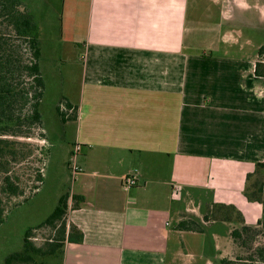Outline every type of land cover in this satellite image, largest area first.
Instances as JSON below:
<instances>
[{
  "label": "crops",
  "instance_id": "0c3cea01",
  "mask_svg": "<svg viewBox=\"0 0 264 264\" xmlns=\"http://www.w3.org/2000/svg\"><path fill=\"white\" fill-rule=\"evenodd\" d=\"M20 2L40 32L50 22L61 29L71 9L84 12L82 79L69 124L78 170L66 210V230L75 225L83 240L61 241L53 264L228 259L231 220L204 216L222 204L247 214L244 224L260 218L252 219L261 204L244 188L264 162V78L254 74L251 51L262 45L254 39L264 33L262 0ZM126 175L136 185L123 187ZM72 194L83 197L78 206ZM182 220L194 230L178 229ZM216 223L231 239L221 255Z\"/></svg>",
  "mask_w": 264,
  "mask_h": 264
},
{
  "label": "rangeland",
  "instance_id": "374dc122",
  "mask_svg": "<svg viewBox=\"0 0 264 264\" xmlns=\"http://www.w3.org/2000/svg\"><path fill=\"white\" fill-rule=\"evenodd\" d=\"M49 1L54 6H64V0ZM262 3L264 4V0ZM54 20L51 18V21ZM50 25L40 32L45 38L41 39L42 72L45 79V90L39 106L41 124L20 127L17 129L19 135H0V148H3L2 155H5L0 159V178L7 174L18 187L17 193L1 195L4 201L3 221L0 224V264L7 253L22 249L23 231L26 228H31V240L39 253L38 258L42 256L47 264H53L51 257L59 256L62 246L58 227L40 224L57 204L58 195L67 192L72 186L71 156L74 155L76 145L69 143L73 135V126L70 127L69 124L74 118L75 99L82 79L80 37L84 29L83 7L75 15L72 9L69 13L65 12L61 29L58 24L50 22ZM258 38L264 44V33L254 39ZM251 51L256 53L257 48H252ZM63 97L71 107L66 106ZM78 151L79 149L76 152ZM78 156V159L82 158L81 155ZM263 178L264 168H254L245 185L250 195L257 191ZM1 181L0 179V184ZM216 212L219 214L215 215ZM216 212L206 211L204 220L209 223L216 219H230L231 228L240 227L241 216L236 211L218 208ZM250 213L252 219L255 216L261 217V211L256 207ZM242 217L249 219L247 214ZM216 226L221 229V255L224 248L231 246V239L226 234L225 224L216 223ZM263 244L262 235L255 237L247 248L235 244L228 259L232 261L231 264H264L254 252L257 246ZM205 249L211 250L208 246Z\"/></svg>",
  "mask_w": 264,
  "mask_h": 264
},
{
  "label": "trees",
  "instance_id": "16d2710c",
  "mask_svg": "<svg viewBox=\"0 0 264 264\" xmlns=\"http://www.w3.org/2000/svg\"><path fill=\"white\" fill-rule=\"evenodd\" d=\"M20 5V0H0V135H19L17 129L20 127L41 124L39 106L45 90L42 72V40L34 18L30 13L22 10ZM254 74L264 78V44L257 49ZM63 100L68 108L71 107L66 98L63 97ZM56 111L60 116L62 115L58 107ZM2 152L3 148H0V159L5 156ZM9 154H11L10 150ZM0 167H2L1 160ZM257 167L264 168V162L256 163L254 168ZM250 175L251 173L247 174L246 181L249 180ZM0 179L2 180L0 184L1 224L4 201L1 195L17 193L18 187L11 182L7 174ZM256 190L250 195L246 186L244 188V195L248 200L261 204V217L254 225L244 224L243 217L232 206L222 204L218 206L230 212L236 211L241 216L240 227L232 228L230 237L234 245L243 248L249 247L255 237L259 235L264 237V178ZM68 198L69 192L62 193L57 199V204L40 226L58 227L60 241L67 239L70 242L80 243L83 240V234L75 225L69 224L66 230ZM71 198L73 207L78 206L77 199H83L82 196L75 194H72ZM226 220L230 221V219ZM193 226L194 223L189 220H182L177 224V228L182 230H194L191 228ZM31 237V228H26L23 231L22 249L7 253L2 259V264H46L42 256L38 258L39 253ZM254 252L264 263V244L257 246ZM221 263L231 264L232 261L222 258Z\"/></svg>",
  "mask_w": 264,
  "mask_h": 264
},
{
  "label": "built area",
  "instance_id": "2783aa9c",
  "mask_svg": "<svg viewBox=\"0 0 264 264\" xmlns=\"http://www.w3.org/2000/svg\"><path fill=\"white\" fill-rule=\"evenodd\" d=\"M77 149H79L78 146H76V150H75L74 154L77 153L76 152ZM72 170H73V172H77L78 167L73 165ZM134 185H136V177H134L133 175H126L122 178V186L123 187H132Z\"/></svg>",
  "mask_w": 264,
  "mask_h": 264
}]
</instances>
